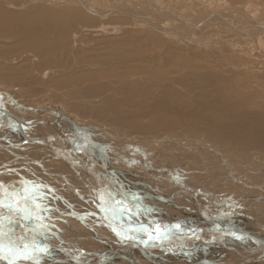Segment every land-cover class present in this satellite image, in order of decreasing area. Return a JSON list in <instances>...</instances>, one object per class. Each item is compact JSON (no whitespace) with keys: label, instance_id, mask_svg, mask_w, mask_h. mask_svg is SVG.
<instances>
[{"label":"bare ground","instance_id":"1","mask_svg":"<svg viewBox=\"0 0 264 264\" xmlns=\"http://www.w3.org/2000/svg\"><path fill=\"white\" fill-rule=\"evenodd\" d=\"M5 1H7L10 7L14 10L9 12L7 10V7L9 5L7 4L8 6H6L5 9L4 7L5 5H3L0 2V34H9V35L12 34L13 36L16 35L20 36V40L18 41V43L16 42L17 45H15L14 48H12L14 49L15 54L20 56L28 49L30 50L33 49L36 52V54L39 55V57H42L44 54L47 53L51 54L53 52H57L61 54L64 58H67L68 54L71 53L70 51H72V49L78 51L75 58L77 63L80 64L82 63V65L77 66V64L71 63L68 67H66L65 65L66 68L61 67L58 68V72H53L54 74L65 75L67 72L69 73L71 72L72 69L74 70L75 68H76L75 70L78 71L76 74L72 72L69 75H67L68 74L67 73L66 76H60L61 78H57V77L53 78V82L55 84L50 86H55L56 88H58V90L66 89L78 83H85L90 81L92 82L94 80H97V77L98 79L116 78L120 80L122 78H126L127 76L139 74V75L148 76L152 79L154 78V80L157 79L158 81L161 78L163 80V75L165 77L167 75L176 74L177 75L176 77H178V74L181 73V71L183 70H191L193 72L195 71V73L196 72L198 73V71L200 72V70L202 69L204 70L205 69L204 67L206 66H204V64L199 62L193 63L188 59L184 58L183 55L184 51L180 50V48H182L183 46L184 48L189 49V47L185 46V42L191 43V41L195 37H197L198 35L200 36L201 34L205 33L207 30H209V32H212V34H215V32H218L219 30L220 31L223 30L222 26L220 25L223 21H209L206 23L207 27H205L204 25L202 28L199 27L200 29L199 28L194 29V27L187 28L192 25L195 26V24L197 25L198 22H200L203 17H201V19L199 17L200 20L193 22L191 20L193 13H191L190 12L191 9H189V7L192 4L191 3L183 4L184 2L180 0L176 2L178 6H176L175 9L180 8V10L184 12L181 14L189 17V19L184 18V16L180 15L177 12L174 14L168 13L163 10L165 8H161L162 6H160L159 2L155 4L152 1L132 2L131 0H20L18 4L15 3L16 0H5ZM221 1L223 2V0ZM226 1L237 2V0H226ZM51 2L55 3L56 5L55 8L43 6V3L49 4ZM183 6H188V8H183ZM17 9L25 10L27 14L22 15L20 13H16V11H18ZM207 16L209 17L208 14L204 15V19L202 20L205 21ZM225 23L230 24L233 27L235 26L230 22H225ZM73 27L75 29L77 28L76 32L80 31L81 33L84 32L86 29H90L91 31L95 32L96 34L95 36H97V38H101V34L102 37L103 35L106 36L105 34H103L106 32H111L113 34L112 36L113 38L123 29L133 34L136 28H140L141 32H143L144 35L141 40L142 41L144 40L147 43V48L145 49L143 47H140L139 42L138 45H133L134 42L132 44H123V43H119V41H115L117 43L111 44L110 50H106L104 52H99V53L98 50H96L97 53H93L95 50L94 51L93 49L91 50L88 47L90 46L89 44L81 43V41H78V37H76L77 34L76 35L73 34V30H72ZM180 27L182 28V31H184L183 33L181 30H179ZM107 28H110V31ZM235 29H239V28H235ZM238 32L243 34L240 30ZM32 35H35L37 37H34ZM38 35L40 36L42 35L41 38H39L40 36L38 37ZM19 36L17 38H19ZM43 36L45 37L48 36V39L44 38ZM109 37H107V39ZM131 39L132 38H130V40ZM137 39L140 40L139 37ZM99 40L101 39H98V41ZM130 40L128 42H130ZM138 40H136V42ZM141 40L140 43H142ZM0 41L2 42V38L0 39ZM107 41L105 42L108 43ZM113 41L114 40H112V42ZM4 42L6 41L4 40ZM120 42L122 41L120 40ZM167 42H172L171 48L167 47ZM78 45L80 46V49H77ZM12 49L10 48L9 50ZM205 50L207 54L211 51L209 49H208L209 52H207L208 51L207 49ZM14 52H12V54ZM148 52L150 54L153 53L151 54L152 60L150 57H148L151 61L150 64L149 62L146 61H143V63L140 64L138 62L140 66L139 65H137L138 67H135L136 65L132 67L125 66L123 70L118 68L116 70L114 67H113L114 69H107L108 68L107 66H106L107 68L104 69L102 66H100L103 64H107L109 62H114L111 61L110 59L115 60L119 57L120 58L123 57V59L121 60L124 61V58H127L128 56H134V57H136L137 55L143 56ZM6 54L8 55V53ZM25 54L27 55V53ZM209 54L212 55L211 52ZM27 56L34 57L31 55H27ZM163 56H169L174 65L172 66L170 65V67L162 66L161 63L159 62L163 58ZM51 57H49V59H51L50 61L52 63L53 58ZM213 57L216 56L213 55ZM148 58L146 56V59ZM102 59H104V61ZM31 60H33V58ZM99 60L102 62L100 63ZM127 60L129 59L127 58ZM100 68L104 69V71L101 70ZM97 70L99 71L97 72ZM12 71H14L15 73H21L22 69L15 68L12 69ZM0 72H1L0 80L5 81V79L13 78L11 74L6 72V69L3 66H0ZM4 74L6 75L2 76ZM202 76L203 75H200L198 76V78L194 76L193 78H191V84L189 83L188 84L189 86L186 85L189 88L188 90L191 91L193 89L190 88H194L196 86L199 89H203V90L204 88L208 89L211 86V84L210 83L208 84V82L206 81L207 78L203 76L205 78L204 79ZM207 76L208 78L210 77L209 75ZM199 77L202 78L200 79ZM210 79L211 78H209L208 80ZM154 80L153 82L156 83L157 81ZM47 81L50 82L49 80H46V82ZM149 81L150 79L148 80V82ZM46 84H47L46 87H50L49 83ZM159 85L158 88L160 87ZM58 90H56V92ZM143 90L145 91V88ZM9 91H11V89L8 90V92ZM144 91H142V93ZM6 92H4V90L0 91V96H2L3 99L1 101L3 110H7L8 107L7 111H9L11 114L20 112L17 115L18 121L20 122H27L31 120L32 122H38V125H41L40 127H34L31 128L30 130H26L25 133L27 135L30 136L40 135V136L49 137L53 134L64 133L70 137H73L72 135H70V133H72L74 135H78V137L80 136V138L83 137L82 140L78 139L80 142L82 141H84V143H89L92 141L93 142L89 148L84 149V153H85L84 157L87 159L88 163H86L85 160L82 158V156L77 152L69 153L58 146H52V147L42 146L43 148H38L39 146L41 147V145L36 146L38 144L27 143V144H23L19 149H13L10 152L5 150L0 151V171L2 169L4 171L2 174H6L5 176L8 179H9V172H13L15 175L17 174L18 176V180L15 179V176L14 179L12 180V181L16 180L15 181L16 183L12 182L10 179V181L14 183L12 184L14 185L12 186V188L8 187V182L3 181L4 184L1 183L2 181L0 182L1 184H3L0 185V226L3 225L2 228H0L2 229L0 230V235H2L1 237L4 238V239L2 238V240L5 241L4 244L0 242V264H2L3 260L6 264L7 262L9 263V261L15 263L20 262L19 264H47L49 262L52 264H57L63 261L65 259V255L61 253L59 255L60 249L58 250L56 249V247L52 248L50 245H48L47 242H51L56 245H62L61 247H63L65 251H67L73 256H76L75 254L81 253L80 256L77 255V257L83 259H89L91 256L90 254L92 253H96V254L108 253L110 250H116L119 245L117 244L114 237L111 235L105 223L101 220V212L99 210V207L100 204L103 203L105 206H107L117 215V221L113 216L109 215L113 223H117L119 221L124 224L126 222L127 225L134 227V230H131L129 233H125V235L129 237V240H127L128 244L133 245L134 247L139 249L148 248L149 250H151L147 252L145 257H141V255L138 254L137 252H131L130 254L127 253L126 255H123L124 259L128 262V264L129 263L149 264L148 262H153L154 260L163 259V258H165L164 260H167L168 262H171L173 264H203V262H207L209 264H244V261H247L245 264H255V263L264 264V252L261 250V247L264 246V211L262 212V210H264V194L256 195V193L253 192V188L258 187V185L253 186V185H248L247 183L244 184L241 181L239 182L238 178L229 172L230 170L228 169L225 160L222 158V155L220 154V152H218V150L210 146L211 148L210 150L212 151V153L218 155L221 158L220 164L222 165L223 169L224 167L227 168L225 171V174L227 175L225 176L226 182H223V184L229 185V183H231L229 186L231 190L234 191V194L236 196H239L240 193L244 192L243 189H241V187L244 186L243 187L244 189L249 190L245 192L246 194H248L247 196L246 194H244L245 197L239 196V198H237L238 199L237 201L234 200L236 199L233 196L234 194H232L230 198H224L222 196L219 195L217 196L214 193L211 192L208 193L206 191V193L203 192L202 195L198 196L196 194L191 193L193 189L191 191L189 190V192H186L188 189L185 191L175 190L173 186L172 187L174 190L169 189L170 191L165 192L164 190L165 188L164 189L162 188L161 181H159L158 178L159 176H156L154 172L153 173L149 172L148 170L145 169V167L144 168L140 167L141 170L136 168L133 169L136 164L142 166L140 162L134 161L133 162L134 166H133V164L130 161V157L124 158V157L116 156V158H113V155H115L114 154L115 150L111 148H114L116 150L118 149L123 154H128L123 148H119L115 144H104V142L101 143L99 141H96L95 139H93L95 136L92 138V136L94 135L92 131H90L89 133V131H86L81 124L77 123L76 120H73L70 116L62 112H57L56 110L41 106L33 107V108L35 109L41 108L42 110L40 109V111L50 116H53L54 118L42 117L43 115H39V114L36 115L37 111L35 112V110H33V112H29V111L25 112L24 110H22L23 108L28 110L32 108L31 107L27 108V106L21 107L16 101V99L13 100L15 96L12 97L11 94L10 96ZM80 94L81 93L77 92L75 94L73 93V95L71 94L72 96L69 94V96L64 97L63 98L64 105L68 103L67 100L70 101L71 99H73L74 101L77 100L78 102V100L83 99L82 98L83 95ZM55 95L57 94L55 93ZM224 97L221 98L224 100L223 103H218L220 108L222 107L223 112H225L224 110H226L227 108V104L225 102L226 97L225 98ZM63 101H61V103ZM162 105H163V101H162ZM155 106L156 105H153V107ZM153 107L151 108L153 109ZM79 111L80 110H78V112ZM120 111L123 112L124 110L120 109ZM28 113H30V116H28ZM1 114L3 113L0 112V115ZM115 114L118 115V113ZM58 120H61L62 122H64V124L63 123L56 124V121ZM66 120L72 121L76 125V128L79 129V131H76L77 129L69 125ZM175 120L170 118V116L165 117L161 113H157L153 115L151 122L148 121L149 122L147 123L148 126L145 124L141 125L143 124L141 122L140 124L139 122L137 123L141 127L143 126L145 130L146 128L150 130L177 129L179 128V122L177 119ZM131 123L138 127V124H136V122L134 123L129 121L128 125ZM14 127L15 126L8 125V127L5 128L4 123L0 122V144L2 145L3 144L9 145L12 143L16 144L17 142L19 143V141L23 140L21 134L17 132ZM102 132H103L102 133L103 136L110 137L113 140H119L121 141V143L125 145L127 144L123 139H118L117 138L118 136L109 133L107 130ZM81 134H83V136ZM230 134L232 135L233 133L231 132ZM84 136H87L90 139V140L88 139L89 142L86 138H84ZM73 138L75 139L76 137L74 136ZM156 141L157 140H153L151 142L155 143ZM62 144L66 145L65 143ZM126 147H134V146L126 145ZM30 150L33 151L32 153H36L37 156L40 155L39 156L40 160H37V165L39 166L41 173H37L36 171H33L35 168H32L33 170H31L30 168L32 166H30L29 168L24 167V164L26 163L25 162L27 156L26 154L27 153L29 154ZM97 150L99 151V153ZM56 151L58 153H61L64 159L62 158L61 160H54V158H56V156L58 155L56 154ZM44 152L46 153V155L49 156H45ZM44 156L48 160L51 161L54 160V162L52 161L50 164L44 162L43 158L41 159V157ZM115 159H117L120 162H123L124 165H127L128 168L125 166L124 167L121 166L122 168L120 167L113 168L114 167L113 166L111 168L110 166L113 165ZM142 161H143L142 163H144L145 165L150 166L151 169L158 170L157 167L156 168L155 166L153 167L154 163L151 165L147 162V158L142 157ZM163 166H165V164H163ZM259 166H260V161H259ZM80 170L84 172V175H80L81 173L78 172H76V174L74 173L75 171H80ZM20 171L21 173H18ZM91 171H93L92 178L89 175V172ZM142 174L148 179L145 181L136 179L138 176ZM227 177H229V179L231 178L236 180L237 184H239L241 187L239 188L238 187L239 185L236 186L233 182L229 181ZM239 178L242 179L243 182L246 181L241 177ZM21 181H23V183H26L25 187L23 189H20L21 187H15V184L16 186H18V184L21 185L20 184ZM263 183L264 180L262 181L260 187L263 186ZM123 184L126 185L123 186ZM190 184H196L197 185L196 188L200 186L199 182L196 181H193V183L191 182ZM163 185H165V183ZM99 186L101 187L104 186L103 188H107V189L105 190L100 189ZM39 188L42 189L41 192L39 191ZM109 188L111 191L109 190ZM260 190L264 191V188H260ZM70 191L71 193L73 192L77 196L74 197L75 199L72 197L73 195L72 196L69 195L70 197L66 196L67 193H69ZM102 191H104L103 192L104 198L103 201H100L102 199L101 198ZM112 191L115 193V195L121 196L122 194H124L125 196H128L130 198L134 197L135 195V198L139 200V203L138 204L136 203L135 211H133L132 208H128V207L122 208L123 207L122 205L119 206L120 204L118 205L117 203H115L112 198V194H111ZM32 193L34 195H32ZM251 200H254V203L251 202ZM156 201L159 202L161 201V202L157 203ZM256 204H258L260 210L255 209ZM10 205H15L13 206L15 208L9 209V207H11ZM94 207L95 209H93ZM61 210H65V212H62ZM143 211L147 212L146 215H149L150 212H153L154 216L151 218V223L144 222L145 219L143 217L145 216L143 214ZM148 211L150 212L148 213ZM255 212H257V214H254ZM37 214L41 216L44 215L48 216L45 223L42 221V219H40V216H38ZM25 216H28V218H30L31 220L26 219ZM135 216H137L138 219H136ZM261 217L262 220H260ZM71 218L75 219L76 221L75 220L74 221L78 224L74 223L75 225H73L72 223L73 221L71 222ZM15 220H17L18 222H16ZM22 223H24L25 226H22L21 225ZM142 226L145 227L147 231L146 233L141 234V232L135 230L142 228ZM10 227L18 228V230H12ZM20 227H23V230L20 231ZM98 228H101L103 230V233L101 231V233L99 234L97 232L100 231L97 230ZM36 232H39L42 235L38 236ZM21 233L23 234L21 235ZM7 235L12 236V238L7 237ZM84 235L88 237V240L91 243V245L85 247L84 244L85 250H80L77 245L83 243L82 239ZM44 239L47 240V242L44 243L39 242V240H44ZM87 241L85 243H87ZM90 243H88V245ZM161 243L166 244L170 249L173 248L180 250L181 249L193 250L194 253H192L190 257H187L185 255H182L180 251H175L171 253L172 255H167L166 252H162L157 249H152V246ZM45 249L48 251V255L46 259H44L41 256L40 257L37 256L38 253H40L41 251H45ZM195 252H199V253H195ZM16 259H18L17 262L15 261ZM55 259L58 261L56 263L52 262V260ZM117 260L121 262L118 261L119 263H116ZM111 262L112 263L109 264H125V261L122 259L121 256H119V258L116 257L113 258Z\"/></svg>","mask_w":264,"mask_h":264},{"label":"rangeland","instance_id":"2","mask_svg":"<svg viewBox=\"0 0 264 264\" xmlns=\"http://www.w3.org/2000/svg\"><path fill=\"white\" fill-rule=\"evenodd\" d=\"M131 1L132 2L134 1L135 2H151L152 1L155 4L159 2L160 6H162L161 8H165L163 10L168 13L174 14L177 12L180 15H182L181 13H184L183 11L180 10V8L175 9V7L178 6L176 4L178 0H131ZM180 1H183L184 2L183 4H187V3L192 4L190 7H193V8L189 7V9H191L190 12L193 13L192 19L190 16V19L193 22L200 20L201 17H203L202 19H204V15L206 14L209 15L210 13H218L220 15L219 16L220 18L218 17L206 18L204 22H202L203 20L201 19V21L198 22L197 24L199 26L196 27L197 25L195 24L194 29H198L199 27L202 28L204 25L205 27H207L206 23L209 21H223L222 23L220 22L221 23L220 25L222 26L223 30L221 31L219 30L218 32H215V34H212V32H209V30H207L205 33L201 34L200 36L198 35L197 37H195L191 41V43L185 42V46L189 47V49L188 48L186 49L183 46L182 48H180V50L184 51L183 53L184 58L188 59L189 61L193 63L199 62V63L204 64V66L207 67V68L204 67L205 68L204 70L202 69L200 70V72L198 71V73L197 72L195 73V71L193 72L191 70H183L181 71V73L178 74V77H176L177 76L176 74L167 75L165 76L166 78L163 75V80L162 78L161 79L159 78L161 82L160 80L157 81V79H155L157 81L156 83L153 82L154 78L152 79L148 76L139 75V74L127 76L126 78H122L120 80L116 78H105V79L99 78L98 79L97 77V80H94L92 82L90 81V82H85V83H78L66 89L58 90V88H56L55 86H50V85L55 84L53 82V78L55 77L61 78L60 76H66L68 72L65 75L64 74H54L53 72H58V68L65 67V65L66 67H68L71 63L77 64V66L82 65V63L80 64V63H77L76 61L75 56L78 52L77 50L72 49V51H70L71 53L69 52L70 54H68L67 58H64L61 54L57 52L51 53L52 55L47 53V54H44L42 57H39V55L36 54V52L33 49L31 50L28 49L26 52L18 56L17 54H15L14 49L12 48H14V46L17 45L18 41L20 40V36L19 35L13 36L12 34L10 35L0 34L1 35L0 39L2 38V42L1 41L0 42L3 43L4 40L6 41L3 44L0 43V47H1L0 48V66L5 67L6 72L11 74V76H13L12 79H5V81L0 80V91L4 90V92L7 91L6 93H8L9 95L11 94L12 97L15 96L13 100L16 99V101L21 107L27 106V108L28 107L33 108V107L41 106V107H46V108L48 107L49 109L56 110L57 112H62L70 116L73 120H76L77 123L81 124L85 128L86 131H89V133L90 131H92V133L94 134L92 138L95 136L93 139H95L96 141H99L101 143L104 142V144H115L119 148H123L128 154H123L118 149L116 150L114 148H111L115 150L114 151L115 155H113V158H116V156H120L124 158L130 157V161L132 164L134 161L140 162L142 166L139 164H136L134 166L133 164L134 166L133 169L136 168V169L141 170L142 167L143 168L145 167V169L148 170L149 172L151 173L154 172L156 176H159L158 177L159 181H161L162 188L163 189L165 188L164 189L165 192L170 191L169 189L171 190L175 189V190H181V191H185L188 189L186 192H189V190L191 191L193 189L191 193L196 194L198 196L202 195L203 192L206 193L207 191L208 193L211 192L217 196L219 195L224 198H230L232 194H234V191L231 190L229 186L231 183H229V185L223 184V182H226L225 176L227 175L225 174V171L227 168L224 167L223 169L222 165L220 164L221 158L218 155H215L212 153V151L210 150L211 149L210 146H211L215 148L216 150H218V152H220V154L222 155V158L225 160L228 166V169L230 170L229 172L232 175L236 176L239 182L241 181L244 184L247 183L248 185H253V186L258 185V187L253 188V192H255L256 195H263L264 191L260 190V188H264V183H263V186L260 187V185L262 181L264 180V174H263L264 173V168H263L264 167V31H261L259 28H257L255 24L257 23L264 24V0H237V2H228L226 0H223L224 3L221 0H180ZM0 2L3 5H5L4 6L5 9H6V6L9 5V3L5 0H1ZM19 2L20 0L15 1V3L17 4ZM219 2H222V3H219ZM39 3H42V2H39ZM43 6L51 7V8L56 7L54 2H51L49 4L43 3ZM10 8L11 7L9 5L7 7V10L9 12L14 10ZM183 8H188V6H183ZM17 10L18 11H16V13H20L22 15L27 14L25 10H20V9H17ZM182 16H184V18L189 19V17L185 15H182ZM225 22H230L234 24L235 26L233 27L232 25L226 24ZM180 28L179 30L182 31V28L181 29ZM187 28H193V26H189ZM235 28H239V29H235ZM107 29L110 31V28H107ZM72 30H73V34L75 35L77 34L76 37H78V41H81V43L89 44L90 46L88 47L91 50L93 49V51L95 50L94 52L92 51L93 53H97L96 50H98V53L104 52L106 50H110L111 44L117 43L115 41H119V43H123V44H132L134 42L133 45H138V42H139L140 47H143L145 49L147 48V43L144 40L143 41L141 40L144 35H143V32H141L140 28H136L133 34L123 29L122 30L123 33L122 31H120L116 35L117 37L114 34L115 37L113 38H112L113 34L111 32L103 33L106 36L103 35L102 37V34H101V38H97V36H95L96 35L95 32L91 31L90 29H86L82 33L80 31L76 32L77 28L75 29L74 27ZM239 30L243 34L238 32ZM183 32L184 31H182V33ZM107 35L109 36L111 35V36L109 37ZM18 36L19 38H17ZM32 36L37 37L35 35H32ZM39 36L40 35H38V37ZM41 36L39 38H41ZM125 36H128L129 38ZM43 37L48 39V36L47 37L43 36ZM107 37L109 38L107 39ZM138 37L142 43L144 42L143 44L140 43V40L137 39ZM110 38L114 41L112 42ZM130 38L132 39L130 40ZM98 39H101V40L98 41ZM135 39L138 41L136 42ZM120 40L122 42H120ZM129 40L130 42H128ZM105 41H107L108 43H106ZM171 43L172 42H167L168 48L169 47L171 48L172 46ZM114 45H117V44H114ZM10 48L12 50H9ZM77 49H80L79 45ZM205 49L211 50L210 52L212 55L209 54L210 53L209 50L207 51L209 52L207 54L205 52L206 51ZM99 50H102V51H99ZM12 52L14 53L12 54ZM6 53H8V55ZM25 53H27V55H31L34 57H29ZM151 54L148 52L145 55L147 56V58L148 57L151 58ZM145 55L143 56L137 55L136 57L128 56L127 58L129 60H127V58H124V61L121 60L123 59V57L121 58L119 57L115 60L110 59L111 61H114V62H109L107 64H103L100 66H102L104 69L108 67L107 69L115 68L117 70L118 68V69L123 70L125 66L132 67L136 65L135 67H138L137 65H139L140 63H143V61L149 62L150 64L151 63L150 59L149 58L146 59ZM213 55H215L216 57H213ZM49 57L53 58L52 63ZM32 58L33 60H31ZM169 58H170L169 56H163V58L160 60L159 63H161V65L165 67L166 66L170 67V65L171 66L174 65L171 61V58L170 59ZM140 59L142 62L140 61ZM102 60L104 61V59ZM99 62L101 63L102 61L99 60ZM46 64H47V67H46ZM15 68H21L22 69L21 73H15L14 71H12V69H15ZM75 69L74 70L72 69L71 72H69L67 75H69L72 72L76 74L78 71ZM104 69H101V70L104 71ZM24 71H27V72H24ZM98 71L99 70H97V72ZM5 75L6 74L2 76H5ZM193 75L196 76L197 78L200 75H203L204 77H206L207 78L206 81L208 82V84L209 83L211 84L210 86L211 88L210 87L208 89L204 88L203 90V89L197 88V86L195 85L196 87L190 88L193 90L191 91L188 90L189 88L186 85H188L189 83L191 84V78L194 77ZM207 75L210 76L209 77L211 78L210 80H208L209 78ZM202 77H199V78L201 79ZM45 79L49 80L50 82L48 81L46 82ZM149 79L150 81L148 82ZM46 83H49L50 87H46L47 85ZM95 84H98L99 86ZM158 85L160 86L159 88H158ZM144 88H145V91L143 90ZM184 88L186 89V91ZM10 89L11 91L8 92V90ZM56 90L58 91L56 92ZM142 91H144L145 93L144 92L142 93ZM77 92L81 93L80 95H83L82 96L83 99L78 100V102L77 100L74 101L73 99H71L72 101L67 100L68 103L64 105L63 98L69 96V94L73 95V93L75 94ZM55 93L57 95H55ZM141 94L142 95L144 94L143 95L144 97ZM224 96L226 97L225 102L227 104V108L226 110H224L225 112H223L222 107L220 108L218 104V103H223L224 100L221 98H223ZM2 100H3L2 96H0V101ZM61 101L63 102L61 103ZM162 101H163V105H162ZM153 105H156V106L153 107ZM151 107H153V109ZM120 109L124 111L121 112ZM7 110H8V107H7ZM78 110L80 111L83 110L84 112L83 111L78 112ZM154 110L155 111L158 110V111L155 112ZM82 112L85 114H83ZM115 113H118V115ZM157 113H161L165 117L170 116V118L174 120L177 119L179 122V128L165 129V130L164 129H160V130L151 129L150 130L146 128L147 130L146 131L143 126L141 127L139 125L140 122L143 123L141 125H144V124L147 125V123L151 122L153 115ZM38 114L43 115L42 117L54 118L53 116H50L42 111L41 112L37 111L36 115ZM28 116H30V113H28ZM28 118H31V117H28ZM129 121L134 122V123L136 122V124H138L137 122H139L138 127L132 123L128 125ZM57 123L64 124V122H62L61 120L56 121V124ZM101 130L102 131L107 130L109 133L115 136H118L117 137L118 139H123L127 143L126 145H132L134 147H126V145L121 143V141L119 140H113L110 137L103 136L102 135L103 132ZM231 132L233 133L232 135L230 134ZM70 135H72L73 137L75 136L77 138V139L75 138V140L78 142H80L79 140H82L83 138V137L80 138V136L78 137V135H74L72 133H70ZM153 140H157L158 142L157 141L155 143L151 142ZM36 146H39V145H36ZM38 148H43V147L39 146ZM32 152L33 151L30 150L29 154L28 153L26 154L27 155L26 160H28L29 162L25 160L26 163L24 164V167L29 168L30 166H32L30 168L31 170H33L32 168H35L33 171H36L37 173H41L40 168L37 165V160H40V157H39L40 155L38 154L39 156H37L36 153H32ZM137 154H139L140 156ZM33 155H34V158H33ZM45 156H49V155H46L45 153ZM45 156L41 157V159L43 158L44 162H47L48 164H50L52 161L54 162V160H59V159H56L57 158L56 157L54 158V160L51 161V160L46 159ZM142 157L147 158V162L149 164L152 165L154 163L153 167L154 166L155 168L157 167L158 170L151 169L150 166H147L144 163H142L143 162ZM259 161H260V166H259ZM163 164H165V166H163ZM121 166L127 167V165H124L123 162H120L117 159H115V162H113V165H111L110 167L111 168L112 167L122 168ZM161 166L163 169L161 168ZM3 172L4 171L2 169L0 171V175H1L0 182L2 181L1 183H3V181H6L8 182V187L12 188V186H14L12 184L16 183L15 181L18 180L17 174L15 175L13 172H9V179H8L5 176L6 174H2ZM76 172L81 173L80 175H84V172L82 170L75 171L74 173L76 174ZM18 173H21V171ZM14 176L16 180L12 181L14 179ZM238 176L245 179L246 181L243 182L242 179H240ZM144 177L145 176L142 174L138 176L136 179L138 180L140 179L142 181H145L148 179ZM170 177L173 179H171ZM10 179L14 183H12ZM227 179H229V177H227ZM193 181L199 182L200 186L196 188L197 187L196 184H190L191 182L193 183ZM229 181L233 182L236 186L239 185L237 184V181L234 179L230 178ZM1 183L0 185L4 184V183L3 184ZM164 183L166 186L163 185ZM20 184L21 185L18 184V186H16L15 184V187H21L20 189H23L26 185V183H23V181H21ZM125 185L126 184H123V186ZM172 186L174 187V189ZM178 186H181V187H178ZM238 187L240 188L241 186L239 185ZM243 187H241V189H243L244 192L240 194L238 193V194L239 196L245 197L244 195L246 194L245 192L249 190L244 189ZM39 191L41 192L42 189L39 188ZM32 195L34 194L32 193ZM69 195L70 196L73 195L72 196L73 198L77 197L73 192L71 193V191L67 193L66 196L70 197ZM247 195L248 194H246V196ZM233 196L236 198L234 200L237 201L238 200L237 198H239V196H236L235 194ZM156 202L160 203L161 201L160 202L156 201ZM251 202L254 203V200H251ZM10 206L11 207H9V209L15 208L13 207L15 205H10ZM119 206H121V204ZM127 207L128 206H125V207L123 206L122 208H127ZM93 209H95V207ZM255 209L260 210V207L258 206V204H256ZM61 211L65 212V210H61ZM150 211H148V213ZM263 211L264 210H262V212ZM146 213L147 212L143 211V214L145 216V217L142 216L145 219L144 222L151 223V218L154 216V214L150 212L149 215H146ZM254 214H257V212H255ZM38 216H40V219H42L44 223L46 219L48 218L47 215H44V216L38 215ZM25 218L30 219L28 218V216H25ZM72 219L73 218H71V222L73 221L72 222L73 225L78 224L75 222L76 221L75 219L73 220ZM260 220H262V217ZM2 226L3 225H1L0 228H2ZM75 227H78V226H75ZM11 229L18 230V228H15V227ZM21 230H23V227H20V231ZM97 230H100V231H97L99 234L101 233V231L103 233V230L101 228H98ZM1 236L2 235H0V237ZM7 237L12 238V236H9V235H7ZM2 238L3 237L0 238V242L4 244L5 241L2 240ZM85 239L86 241L88 240V237H86V235L83 236V239H82L83 243L77 245L80 250H85V247L91 245L89 240L87 241V243H85L86 242ZM88 243L90 244L88 245ZM84 244H85V247H84ZM81 246L84 248H82ZM80 254L81 253H78L75 255L80 256ZM3 262L2 264H6L5 262L4 263ZM119 262H116V263H119ZM13 263L19 264L20 262H17V263L13 262Z\"/></svg>","mask_w":264,"mask_h":264},{"label":"water","instance_id":"3","mask_svg":"<svg viewBox=\"0 0 264 264\" xmlns=\"http://www.w3.org/2000/svg\"><path fill=\"white\" fill-rule=\"evenodd\" d=\"M220 15L218 13H210L209 17L207 16V18H212V17H219ZM204 21V20H203ZM202 21V22H203ZM201 24V23H199ZM194 27V25H192ZM199 25H197L196 27H198ZM255 26L257 28H259L261 31H264V24H255ZM41 108H32L30 110L23 108L22 110L29 111V112H33V110L41 112L40 111ZM42 110V109H41ZM0 112L3 113L0 115V122H3L5 125V128L8 127V125H12L15 126L14 128L16 129L17 132H19L23 138V140L19 141V143L17 142L6 145V144H0V151H11L13 149H19L23 144H38L41 146H58L64 150H66V152L72 153V152H77L78 154H80L82 156V158L85 160L86 163H88L87 159L84 157V149L89 148L92 144V142H89V138L87 136H84V138H86L88 140L89 143H84V142H78L76 141L73 137L68 136L67 134L64 133H57V134H53L51 136H30L27 135L25 132L26 130H30L31 128L34 127H40L41 125H38V122H32L27 121V122H20L18 121L17 115L20 112H17L15 114H11L9 111L7 110H3L2 108V104L0 101ZM37 113V112H36ZM35 113V114H36ZM69 125H71L73 128H76V125L72 122V121H68ZM41 123V122H39ZM77 129V130H76ZM76 131H79L78 128H76ZM81 133V132H80ZM83 136V134H81ZM62 143H65L66 145H63ZM5 146V147H2ZM61 149V150H62ZM54 151V149H53ZM56 154H58V158L59 160H61L62 158L64 159V157L61 155V153H58L56 151ZM56 156V157H57ZM67 162V161H65ZM90 177H93V171L89 172ZM95 180V179H93ZM104 187V186H103ZM101 186H99L100 189H107V188H103ZM110 190V188H109ZM111 191V190H110ZM104 191H102V196H101V200L103 201V193ZM112 198L113 201L117 204H121L123 206H128L130 208L133 209V211H135L136 209V203H139V200L137 198L134 197H128L125 196L124 194H122L121 196L119 195H115V193L112 191ZM99 210L101 212V220L105 223V225L107 226V228L109 229L111 235L114 237V239L116 240L117 244L119 245L118 248L116 250H110L108 253H92L90 254V258L89 259H83V258H78L77 256H73L70 253H68L67 251H65V249L63 247H61L62 245H56L53 244L51 242H47V240H39L40 243H44L47 242L48 245H50L52 248L56 249H60L59 255L64 254L65 255V259L57 264H109L112 263V259L113 258H119V256L122 257V259L125 261V264H128V262L124 259L123 255H126L127 253L130 254L131 252H137L138 254L141 255V257H145L147 252L151 251L148 248H144V249H139L134 247L133 245L128 244L129 237L127 235H125V233H129L131 230H134V227H131L130 225L127 224H123L121 222H117V223H113L109 217V215L113 216L115 218V220L117 221V215L110 210L107 206L103 204H100ZM136 219H138L137 216H135ZM22 226H25L24 223L21 224ZM104 225V226H105ZM143 228V229H142ZM142 228L139 229H135L138 230L141 233H146V229L144 226H142ZM38 236H41L42 234L39 232H36ZM23 233H21L22 235ZM165 248V249H164ZM152 249H157L159 251L162 252H166L167 255H172L171 253L175 252V251H180L182 255H185L187 257H190L193 252V250H180V249H170L168 248V246L166 244H156L155 246H152ZM261 250L264 252V246L261 247ZM179 252V253H180ZM195 253H199V252H195ZM48 255V251L45 249V251H41L40 253L37 254V256H41L44 259L47 258ZM56 255V254H54ZM111 255V256H108ZM153 255V254H152ZM154 256V255H153ZM152 256V257H153ZM163 259H157L154 260L153 262H148L149 264H173L171 262H168L167 260ZM18 259H16L15 261H17ZM58 260H52V262L56 263ZM7 264H9L7 262ZM12 264H14L12 262ZM47 264H52V263H47ZM129 264H139V263H129ZM203 264H209L207 262H203Z\"/></svg>","mask_w":264,"mask_h":264},{"label":"crops","instance_id":"4","mask_svg":"<svg viewBox=\"0 0 264 264\" xmlns=\"http://www.w3.org/2000/svg\"><path fill=\"white\" fill-rule=\"evenodd\" d=\"M42 135V134H41ZM38 136H40V135H38ZM153 213V212H152ZM16 222H18L17 220H15ZM124 222V221H123ZM125 224H126V222H125ZM48 234V233H47ZM50 235V234H49ZM112 237V236H111ZM119 260H117L116 262H118ZM157 261V260H156ZM247 261H244V264L246 263ZM158 264V263H157Z\"/></svg>","mask_w":264,"mask_h":264},{"label":"snow or ice","instance_id":"5","mask_svg":"<svg viewBox=\"0 0 264 264\" xmlns=\"http://www.w3.org/2000/svg\"><path fill=\"white\" fill-rule=\"evenodd\" d=\"M9 264H12V262H11V261H9Z\"/></svg>","mask_w":264,"mask_h":264}]
</instances>
